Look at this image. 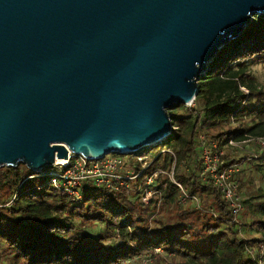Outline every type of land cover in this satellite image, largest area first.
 Instances as JSON below:
<instances>
[{
  "label": "water",
  "instance_id": "1",
  "mask_svg": "<svg viewBox=\"0 0 264 264\" xmlns=\"http://www.w3.org/2000/svg\"><path fill=\"white\" fill-rule=\"evenodd\" d=\"M264 0H0V165L137 153Z\"/></svg>",
  "mask_w": 264,
  "mask_h": 264
},
{
  "label": "trees",
  "instance_id": "2",
  "mask_svg": "<svg viewBox=\"0 0 264 264\" xmlns=\"http://www.w3.org/2000/svg\"><path fill=\"white\" fill-rule=\"evenodd\" d=\"M251 61L264 62V17L257 14L208 61L192 104L166 107L169 133L137 150L153 154L143 171L115 187L85 179L74 198L21 162L0 165V264H120L154 247L160 254L150 264H255L245 247L264 244V202L250 219L234 221L217 187L199 174L200 135L208 146L223 148L228 139L264 134V83L250 73ZM262 155L264 149L253 164L264 170ZM220 158L240 159L225 152ZM129 164L140 168L135 158ZM172 164L174 179L197 205L178 201V188L166 174ZM155 169L162 170L150 186L157 192L143 202L142 174ZM261 195L257 188L241 203ZM241 227L258 236H244Z\"/></svg>",
  "mask_w": 264,
  "mask_h": 264
},
{
  "label": "built area",
  "instance_id": "3",
  "mask_svg": "<svg viewBox=\"0 0 264 264\" xmlns=\"http://www.w3.org/2000/svg\"><path fill=\"white\" fill-rule=\"evenodd\" d=\"M240 88L246 91L242 86ZM190 104H192V100L185 103V105ZM243 143H251L262 150L264 149V134L246 135L240 140L228 139L226 145L240 146ZM165 150L172 154L169 148H165ZM223 152V148H217L214 144H211V147L205 144L202 135H200L199 160L201 169L199 174L210 180L213 185L217 187L220 195L230 207L231 219L235 221L243 207L237 183L234 179V174L238 170V164L237 162L223 163L220 158ZM259 155L255 154L253 157L257 158ZM152 157V153L132 154L110 152L100 157L89 159L80 153L75 154L68 151L61 164H51L49 167L38 170L36 174L48 175L52 185L62 189L72 197L77 198L80 195V186L85 179H90L95 184L115 187L116 182L121 184L124 179L139 175L148 164V159L151 160ZM131 158H135L139 162L140 168L137 171H134L129 164ZM260 161L264 164V155L260 157ZM172 169L173 164L166 174L169 180L178 188V201L183 202L189 200L197 205L196 196L187 193L186 188L174 179ZM160 171L162 170L155 169L151 172L142 174L143 186L140 197L141 201L145 202L149 196L157 192V190L152 189L150 186L154 175ZM159 250L158 247H154L152 251H148L143 255L146 257L145 260H143H149L152 254ZM245 250L255 261V264H264V244L262 242L246 245ZM135 258H137V255L122 260L120 264H134ZM141 260L142 259H140L139 264H142Z\"/></svg>",
  "mask_w": 264,
  "mask_h": 264
},
{
  "label": "rangeland",
  "instance_id": "4",
  "mask_svg": "<svg viewBox=\"0 0 264 264\" xmlns=\"http://www.w3.org/2000/svg\"><path fill=\"white\" fill-rule=\"evenodd\" d=\"M248 69L250 73L259 81L264 83V62L251 61L249 63ZM223 151L235 158L240 157L237 162L238 171L235 175V179L238 182H241V187L238 188V192L241 198H246L247 196L253 195L256 193L257 188H261L263 195L252 198L249 205L244 204L240 214L238 215L239 221H246L253 216V213L256 209V206L264 202V170L259 167L256 168L253 163L257 161L253 156L259 155L262 150L258 149L257 146L251 143H243L240 146L227 145L223 147ZM110 153V152H108ZM186 202L193 203L189 200ZM185 202V203H186ZM241 232L244 236L257 237L258 234L251 230L249 234L243 231L241 227ZM147 252L137 254V258L134 259V264H139L140 259H144L143 255ZM159 253L160 250L152 254L151 258L147 261H142V264H150L153 262L154 254ZM129 258V257H128ZM167 264H181L178 260L172 259L167 261Z\"/></svg>",
  "mask_w": 264,
  "mask_h": 264
}]
</instances>
